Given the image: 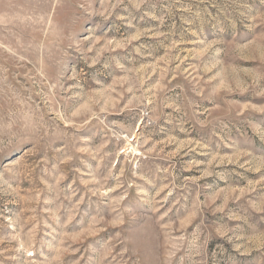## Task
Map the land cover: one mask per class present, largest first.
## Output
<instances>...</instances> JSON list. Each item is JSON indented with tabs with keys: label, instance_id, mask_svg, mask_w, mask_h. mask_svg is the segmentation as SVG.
Returning <instances> with one entry per match:
<instances>
[{
	"label": "rangeland",
	"instance_id": "374dc122",
	"mask_svg": "<svg viewBox=\"0 0 264 264\" xmlns=\"http://www.w3.org/2000/svg\"><path fill=\"white\" fill-rule=\"evenodd\" d=\"M0 264H264V0H0Z\"/></svg>",
	"mask_w": 264,
	"mask_h": 264
}]
</instances>
